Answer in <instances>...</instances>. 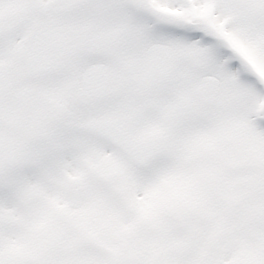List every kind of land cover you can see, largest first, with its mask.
Instances as JSON below:
<instances>
[{
    "label": "snow or ice",
    "instance_id": "6c2138e0",
    "mask_svg": "<svg viewBox=\"0 0 264 264\" xmlns=\"http://www.w3.org/2000/svg\"><path fill=\"white\" fill-rule=\"evenodd\" d=\"M0 264H264V0H0Z\"/></svg>",
    "mask_w": 264,
    "mask_h": 264
}]
</instances>
